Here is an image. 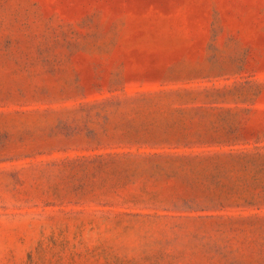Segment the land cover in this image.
I'll return each mask as SVG.
<instances>
[{
    "label": "rangeland",
    "instance_id": "374dc122",
    "mask_svg": "<svg viewBox=\"0 0 264 264\" xmlns=\"http://www.w3.org/2000/svg\"><path fill=\"white\" fill-rule=\"evenodd\" d=\"M0 264H264V0H0Z\"/></svg>",
    "mask_w": 264,
    "mask_h": 264
}]
</instances>
